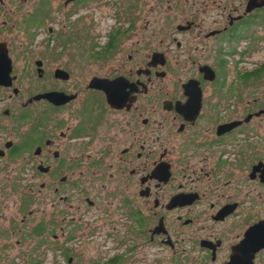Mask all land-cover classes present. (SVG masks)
Wrapping results in <instances>:
<instances>
[{
    "label": "flooded vegetation",
    "instance_id": "obj_1",
    "mask_svg": "<svg viewBox=\"0 0 264 264\" xmlns=\"http://www.w3.org/2000/svg\"><path fill=\"white\" fill-rule=\"evenodd\" d=\"M22 1L0 0V264L97 239L95 264H264V0ZM101 1L87 47L69 23L30 45L53 2Z\"/></svg>",
    "mask_w": 264,
    "mask_h": 264
},
{
    "label": "rangeland",
    "instance_id": "obj_2",
    "mask_svg": "<svg viewBox=\"0 0 264 264\" xmlns=\"http://www.w3.org/2000/svg\"><path fill=\"white\" fill-rule=\"evenodd\" d=\"M3 1L5 4H7L5 7L7 9H9V11L11 13L12 10H14L13 7H15V5H13V3H8V1H10V0H3ZM11 1L16 2V4L23 2L22 0H11ZM46 1H50V0H46ZM87 1H90V0H87ZM148 2H149V0H148ZM148 2H147V0H140V6H139V14L140 15H142L145 10H149L150 4ZM102 3H103V1H101V3L99 2L98 4H92L91 6H88V7H87V3L84 6H81V5L76 6L74 8L75 9L74 14L66 15V11L62 7V5L59 2H53L51 5V9L54 11L56 10L55 12H52L53 18L51 19V21L45 22L44 29H42V31H44V32H42L43 34L39 35L38 38L34 42H32L30 45L37 46L40 44L41 41H43V40H45V38H47L45 36V35H48L46 28L50 24H53L54 29H58L60 32H63L64 34H66L65 30H68V29L67 28L62 29V24L63 23H69L70 27L75 26L73 29L68 30L69 31L68 34L71 35V37L76 39V41L74 42L75 44H72V45H74L76 47H79V46L87 47V32H88L87 31V21H88V17L92 16L95 20H100L99 19L100 18L99 13L103 14L102 10L105 9L104 7L101 6ZM31 4H32V2L28 3L27 7L24 8V12L27 11L28 9H30ZM106 9H109V13H110V10H112V8H110V7L109 8L106 7ZM22 12H20L19 14H22ZM2 13H3V10H2ZM141 23H142V20L140 21V24ZM96 26L97 27H95V32L98 35H101V33H102L101 27L99 25H96ZM57 42H59V39H57L53 45L59 46V44H57ZM50 45H52V44H50ZM71 54H72V52H70L69 55H71ZM75 60H76V58H75ZM76 63L77 64L81 63L80 66L82 67L83 60H80L77 58ZM80 71H81V73H80ZM85 73H87L85 66H83L80 70H79V68L74 70L75 78H82V77H84ZM10 213H11L10 211H6V214L9 215ZM79 233H82V231H80ZM97 240L98 241H97V243H95L94 246L92 244H88V243L87 244L77 243L74 247L75 248V257L72 259L71 264H95L94 262L101 261L102 258H105L107 256L105 254V252L109 250L110 244L107 247V246L101 245L99 239H97ZM98 243H100V244H98ZM11 264H27V263H23V261L14 259L13 262H11ZM43 264H67V263H66V259L59 254L57 257V260L55 262H54V260L49 258ZM127 264H136V263H131V262L128 263L127 262ZM160 264H162V263H160ZM163 264H167V263H163Z\"/></svg>",
    "mask_w": 264,
    "mask_h": 264
},
{
    "label": "trees",
    "instance_id": "obj_3",
    "mask_svg": "<svg viewBox=\"0 0 264 264\" xmlns=\"http://www.w3.org/2000/svg\"><path fill=\"white\" fill-rule=\"evenodd\" d=\"M46 5L45 4H42L41 8H44ZM37 13H40V12H37ZM43 13V12H42ZM97 264H100V263H97ZM102 264H119L118 262H114V261H111V262H108V263H102Z\"/></svg>",
    "mask_w": 264,
    "mask_h": 264
},
{
    "label": "water",
    "instance_id": "obj_4",
    "mask_svg": "<svg viewBox=\"0 0 264 264\" xmlns=\"http://www.w3.org/2000/svg\"><path fill=\"white\" fill-rule=\"evenodd\" d=\"M71 1H74V0H67V2H71ZM9 69V68H8ZM52 94H56V93H52ZM46 95H42V96H37L35 97V99H39L41 97H45ZM61 103V102H60Z\"/></svg>",
    "mask_w": 264,
    "mask_h": 264
}]
</instances>
